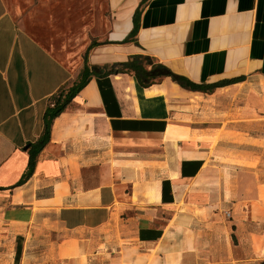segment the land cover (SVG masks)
<instances>
[{"label": "crops", "instance_id": "crops-1", "mask_svg": "<svg viewBox=\"0 0 264 264\" xmlns=\"http://www.w3.org/2000/svg\"><path fill=\"white\" fill-rule=\"evenodd\" d=\"M142 1L107 0L105 39L73 63L41 39L73 0H0V264H264V182L234 187L215 161L226 120H196L207 98L264 88V0H147L137 43H124ZM136 55L196 84L244 80L207 94L170 77H93L22 182L52 97L86 61Z\"/></svg>", "mask_w": 264, "mask_h": 264}, {"label": "rangeland", "instance_id": "rangeland-1", "mask_svg": "<svg viewBox=\"0 0 264 264\" xmlns=\"http://www.w3.org/2000/svg\"><path fill=\"white\" fill-rule=\"evenodd\" d=\"M52 22V21H51ZM110 26V12L107 0H73L70 5L57 2L55 21L51 24L47 36L41 39L49 48L55 51L60 59L73 58V63L92 41L104 40ZM29 31L38 35L35 26ZM77 57V58H75ZM253 91L249 96L248 89L232 90L217 98H207L204 102L208 106L205 114L196 120L209 121L205 126L220 127L226 120L228 133L221 134L223 140L217 147L216 165L230 173L232 183L237 187L241 184V175L245 176L244 183L250 195L255 187L256 173L264 182V142H256V129L264 137V120L256 121L261 114L256 110L261 107L264 88ZM237 94V95H236ZM263 109H264V100ZM225 114L227 115H223ZM264 116V110L262 113ZM226 117V118H225ZM247 119V121H245ZM242 130L246 134H239ZM219 171V170H218ZM244 185V184H243ZM239 187V186H238Z\"/></svg>", "mask_w": 264, "mask_h": 264}, {"label": "trees", "instance_id": "trees-1", "mask_svg": "<svg viewBox=\"0 0 264 264\" xmlns=\"http://www.w3.org/2000/svg\"><path fill=\"white\" fill-rule=\"evenodd\" d=\"M147 0H143L137 8L133 16V30L124 40V43L136 42L137 35L140 29V21L142 15V7ZM99 44L93 42L90 50ZM118 74H130L137 78L139 84L143 88H149L155 84H158L162 78L170 77L177 82L181 87L195 92H202L212 94L217 88H224L236 83L242 82V77L236 79H230L215 84H196L184 77L174 74L165 65L157 63L153 58L145 55H136L129 57L125 62H117L112 65H106L104 67H90L86 64L82 69L79 80L75 85L69 89H62L51 99V106L48 108L45 114V132L40 140L34 145L33 149L36 150L31 153V159L29 168L25 174L22 182H25L33 174V170L37 160V154L40 152L50 140L51 126L55 118L61 115L74 97L80 92V90L89 82L93 77H106Z\"/></svg>", "mask_w": 264, "mask_h": 264}, {"label": "built area", "instance_id": "built-area-1", "mask_svg": "<svg viewBox=\"0 0 264 264\" xmlns=\"http://www.w3.org/2000/svg\"><path fill=\"white\" fill-rule=\"evenodd\" d=\"M226 215H227V217H228V218H230V217H231V214H230V213H227Z\"/></svg>", "mask_w": 264, "mask_h": 264}]
</instances>
